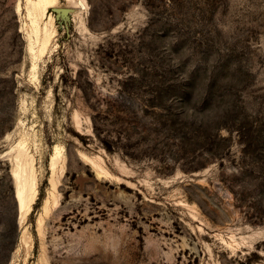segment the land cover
Here are the masks:
<instances>
[{
	"label": "rangeland",
	"instance_id": "1",
	"mask_svg": "<svg viewBox=\"0 0 264 264\" xmlns=\"http://www.w3.org/2000/svg\"><path fill=\"white\" fill-rule=\"evenodd\" d=\"M30 10L0 0V264H264V0Z\"/></svg>",
	"mask_w": 264,
	"mask_h": 264
},
{
	"label": "bare ground",
	"instance_id": "2",
	"mask_svg": "<svg viewBox=\"0 0 264 264\" xmlns=\"http://www.w3.org/2000/svg\"><path fill=\"white\" fill-rule=\"evenodd\" d=\"M72 1V0H71ZM58 0H28V3L31 6L30 13L33 16V22L37 23L38 12L41 16L45 15L49 8L56 6ZM77 7L78 3H75ZM83 4V3H82ZM85 4V3H84ZM53 17L49 16L48 22L46 23L44 29L40 32V29H36V38L39 43V52L41 54L45 53L46 49L49 47L50 42L56 31L53 26ZM50 25V26H49ZM49 26V27H48ZM33 49V48H32ZM58 159V148H56L55 154L52 157L51 169L54 170L56 167V161ZM13 178L17 183L16 192L18 195V209H19V218L23 220L32 208V204L37 196V188L32 176L28 175L26 171H13ZM32 184L30 195L27 185ZM41 223V219L39 220ZM101 248V246H100ZM109 256V254H108Z\"/></svg>",
	"mask_w": 264,
	"mask_h": 264
},
{
	"label": "water",
	"instance_id": "3",
	"mask_svg": "<svg viewBox=\"0 0 264 264\" xmlns=\"http://www.w3.org/2000/svg\"><path fill=\"white\" fill-rule=\"evenodd\" d=\"M57 12H59V13H61V14H63L64 16L67 14V12H68V10H56ZM15 198H16V200H17V203L19 202L18 201V195H17V192H16V188H15Z\"/></svg>",
	"mask_w": 264,
	"mask_h": 264
}]
</instances>
